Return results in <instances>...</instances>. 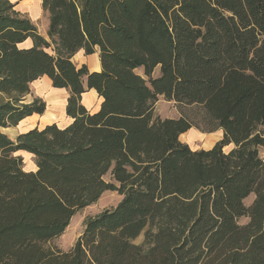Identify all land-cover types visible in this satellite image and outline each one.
Listing matches in <instances>:
<instances>
[{
	"label": "trees",
	"instance_id": "trees-1",
	"mask_svg": "<svg viewBox=\"0 0 264 264\" xmlns=\"http://www.w3.org/2000/svg\"><path fill=\"white\" fill-rule=\"evenodd\" d=\"M19 1L0 0V127L45 113L26 101L43 75L71 121L0 131V264H264V0H42L46 35ZM160 95L196 118L159 117ZM195 125L221 140L193 149ZM107 190L117 206L56 245Z\"/></svg>",
	"mask_w": 264,
	"mask_h": 264
},
{
	"label": "rangeland",
	"instance_id": "rangeland-1",
	"mask_svg": "<svg viewBox=\"0 0 264 264\" xmlns=\"http://www.w3.org/2000/svg\"><path fill=\"white\" fill-rule=\"evenodd\" d=\"M11 1L16 2L17 0ZM15 8L23 15L29 17L33 23H36L39 31L46 35L49 16L42 7V0H23L20 1ZM97 57L98 54L86 55L84 50H82L74 56V61L79 65L86 63L91 71H98L94 70V67L96 66L94 60L97 62ZM137 72L144 76L143 69H137ZM157 73L158 72H156V74ZM97 96L98 95H96V92L94 91H87L83 94V102L90 110L98 108L101 99ZM37 97H41L47 103V109L43 115H32L16 125L0 127V131L5 133L11 139L16 140L19 134H22L30 128L38 126L43 127L46 123L53 120L60 125H63L66 122L67 114L65 113V108L68 100L67 90L54 87L48 79V76L43 75L31 83V92L26 96V101L32 102L33 98ZM155 110L156 114L162 118L175 119L182 115L192 117L193 119L196 118V110L194 106H187L179 104L177 101L168 100L164 95L159 96L158 101L155 103ZM221 137L222 132L220 130L208 132L202 126L195 125L188 132L182 134L180 139L188 143L193 149H207L221 140ZM15 155L22 157L24 162L23 167L26 170H34L36 168V160L29 153L25 151H17L15 152ZM262 155L264 157V150L262 151ZM110 178L111 176L108 175L107 179ZM121 198L122 196L118 192L111 190L105 191L97 201L90 203L87 207L80 209L72 216L70 225L61 236L57 237L55 244L65 250L70 249L84 230L87 219L102 213L105 209L117 206ZM251 202L252 199L248 198L247 203L250 204ZM142 239L143 236L138 238L137 242H141Z\"/></svg>",
	"mask_w": 264,
	"mask_h": 264
},
{
	"label": "crops",
	"instance_id": "crops-1",
	"mask_svg": "<svg viewBox=\"0 0 264 264\" xmlns=\"http://www.w3.org/2000/svg\"><path fill=\"white\" fill-rule=\"evenodd\" d=\"M20 1H23V0H20ZM19 1V2H20ZM44 34V33H43ZM45 35V34H44ZM98 54V57L96 58L97 59V62H96V60H94V64H96V66L95 67H97V68H95L94 67V70H99V69H101V66H100V59H99V53L97 52L95 55H97ZM141 69V68H140ZM94 91V90H93ZM95 92V91H94ZM30 117V116H29ZM28 118V117H27ZM24 120V119H23ZM53 121H55V120H53ZM53 121H51V122H49V123H53ZM71 121V118L69 117L68 118V116H67V119H66V122L63 124V125H60L59 123V125L60 126H65V125H68L69 124V122ZM56 122V121H55ZM49 123H46V124H49ZM264 150V147H262L261 148V153H262V151ZM30 154V153H29ZM31 155V154H30ZM33 156V155H32ZM34 157V156H33ZM34 170H36V168L34 169Z\"/></svg>",
	"mask_w": 264,
	"mask_h": 264
},
{
	"label": "bare ground",
	"instance_id": "bare-ground-1",
	"mask_svg": "<svg viewBox=\"0 0 264 264\" xmlns=\"http://www.w3.org/2000/svg\"><path fill=\"white\" fill-rule=\"evenodd\" d=\"M49 113H51V112H49Z\"/></svg>",
	"mask_w": 264,
	"mask_h": 264
}]
</instances>
